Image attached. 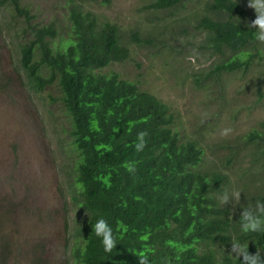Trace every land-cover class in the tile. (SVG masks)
Instances as JSON below:
<instances>
[{
  "label": "rangeland",
  "instance_id": "1",
  "mask_svg": "<svg viewBox=\"0 0 264 264\" xmlns=\"http://www.w3.org/2000/svg\"><path fill=\"white\" fill-rule=\"evenodd\" d=\"M20 1L30 22L56 25L57 41L70 37L74 10L92 12L98 24H116L129 57L100 71L118 73L171 107L181 138L201 147L196 169L223 175L215 198L237 229L242 210L264 202V42L244 50L250 56L242 68L213 72L234 53L212 47L197 27L204 15L226 16L209 10L212 0L165 9L151 7L154 0ZM238 1L242 16L235 18L254 20L249 0ZM26 24L0 7V264H74L76 156L56 83L36 90L21 67ZM226 191L241 192L238 205L221 203Z\"/></svg>",
  "mask_w": 264,
  "mask_h": 264
},
{
  "label": "trees",
  "instance_id": "2",
  "mask_svg": "<svg viewBox=\"0 0 264 264\" xmlns=\"http://www.w3.org/2000/svg\"><path fill=\"white\" fill-rule=\"evenodd\" d=\"M188 1L193 0H154L151 7L177 8ZM240 5L212 0L209 10L226 16L204 15L197 22L212 47L234 53L213 72L242 68L250 56L244 50L256 42L251 22L235 18ZM0 7L27 22L30 37L19 45L21 67L36 90L56 83L69 122L76 156L71 192L79 210L72 230L74 264H140L144 256L149 264H242V257L226 249L232 242L250 253L261 250L264 257V233L237 229L218 205L215 194L224 177L196 169L201 147L181 138L171 107L118 73L100 71L129 57L116 24H98L92 12L74 10L70 37L57 41L56 25L30 22L20 0H0ZM140 132L146 135L138 151ZM100 216L117 241L111 252L92 228Z\"/></svg>",
  "mask_w": 264,
  "mask_h": 264
},
{
  "label": "clouds",
  "instance_id": "3",
  "mask_svg": "<svg viewBox=\"0 0 264 264\" xmlns=\"http://www.w3.org/2000/svg\"><path fill=\"white\" fill-rule=\"evenodd\" d=\"M250 6L254 8L256 17L251 21V27H255V39L264 42V0H249ZM228 130H225V133ZM146 133H138L139 143L136 144V149L142 150L144 147V137ZM131 167V166H129ZM239 191H233L231 193L224 192L221 197V203L223 205L231 202L235 207L240 201ZM240 228L244 233H264V202H258L255 210L243 209L240 214ZM92 228L95 231L96 236L101 238V242L104 246L105 252H111L116 246L117 241L113 235V228L108 222L107 218L100 216ZM231 252L235 253L237 257H242V264H264V257H262V251L257 250L255 253H250L249 248L244 245L232 242ZM140 264H149L148 257L144 256L140 259Z\"/></svg>",
  "mask_w": 264,
  "mask_h": 264
}]
</instances>
